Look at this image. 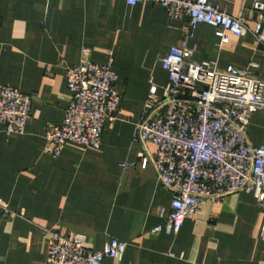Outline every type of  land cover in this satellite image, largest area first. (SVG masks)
<instances>
[{
    "label": "crops",
    "instance_id": "1",
    "mask_svg": "<svg viewBox=\"0 0 264 264\" xmlns=\"http://www.w3.org/2000/svg\"><path fill=\"white\" fill-rule=\"evenodd\" d=\"M252 1L209 0L233 17ZM244 19L254 28V13ZM216 30L202 23L190 31L187 20L146 0H0V85L31 97L23 134L6 135L0 124V202L22 214L3 218L0 205V264H46L51 231L82 234L93 251L111 238L126 242L120 260L103 264H264V201L252 192L203 202L176 234L154 232L171 192L140 162L154 145L131 140L151 85L161 96L168 82L159 59L172 46L192 49L185 67L233 65L264 80V46L250 31L227 32L219 46ZM83 58L111 65L122 101L98 148L68 143L53 157L44 133L71 100L64 64ZM246 134L264 143L263 110L250 116Z\"/></svg>",
    "mask_w": 264,
    "mask_h": 264
},
{
    "label": "built area",
    "instance_id": "2",
    "mask_svg": "<svg viewBox=\"0 0 264 264\" xmlns=\"http://www.w3.org/2000/svg\"><path fill=\"white\" fill-rule=\"evenodd\" d=\"M130 6L145 0H125ZM164 8L171 20H187L190 31L199 24L217 28L219 46L228 42L227 32L240 36L247 31L264 46V2L253 0L248 13L233 17L209 0H146ZM255 14L254 28L244 18ZM192 49L172 46L160 59L168 82L162 95L151 85L131 140L151 143L155 151L141 154L150 164L157 183L171 192L170 212L153 228L176 234L184 220L197 214L203 202L219 201L236 192H252L264 201V143L247 138L250 116L264 111V80L248 68L228 65L219 69L201 61L185 67ZM264 67V62H263ZM71 100L60 124L45 129L46 151L58 157L68 143L98 148L107 121L116 117L122 95L116 88L117 74L110 64L83 58L79 64H64ZM31 97L19 89L0 85V124L6 135L23 134L29 118ZM124 168L128 163L121 164ZM2 217L21 216L6 204ZM126 242L111 238L99 251L85 246L82 234L50 232L46 264H103L120 260Z\"/></svg>",
    "mask_w": 264,
    "mask_h": 264
}]
</instances>
